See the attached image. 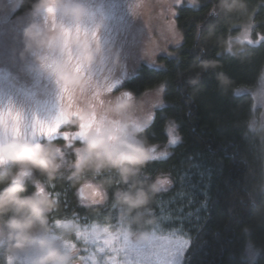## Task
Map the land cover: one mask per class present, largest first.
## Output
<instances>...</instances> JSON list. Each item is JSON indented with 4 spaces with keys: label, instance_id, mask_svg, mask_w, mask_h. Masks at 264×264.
Returning <instances> with one entry per match:
<instances>
[{
    "label": "trees",
    "instance_id": "trees-1",
    "mask_svg": "<svg viewBox=\"0 0 264 264\" xmlns=\"http://www.w3.org/2000/svg\"><path fill=\"white\" fill-rule=\"evenodd\" d=\"M105 1L82 0L87 7L82 19L60 17L55 25H61L59 33L65 32L67 37H62L61 33L55 37V42L50 39L49 53L41 48L42 53L34 56L36 60L23 66L22 72L32 80L27 90L32 99L58 117L62 126L69 125L68 129H76L84 118L73 110L74 100L68 99L80 84L77 80L68 81L62 69L71 67L77 73L84 69L83 73L90 74L92 69L98 68V63L95 57L91 67L65 62V58L71 61L67 33L72 30L87 33L85 47L76 45V51L79 47L82 50V59L86 58L91 40L95 45L94 31L99 29L104 36L113 28L120 33L119 22L126 15L121 8L122 0ZM57 2L70 6L73 0ZM34 4L35 0H19L15 16L35 13ZM174 12L182 42L172 48L170 55L158 57L157 65L141 62L127 75L126 70L120 68L123 56L117 54L110 59L105 53L102 55L113 64L109 68L102 67L104 71H111L103 81L108 84L112 96L125 92L140 99L149 91L163 90L162 103L153 112L157 117L155 122L151 124L150 120L132 132L142 129L143 138L162 148L168 144L164 127L171 122L179 140L170 146L168 157L152 160L133 179L139 180L145 188L157 176L168 178L171 183L161 184L157 191L150 193L145 206L127 213L116 194L128 189L132 181L123 182L119 173L111 168L99 173L86 169L74 177L76 166L72 162L76 154L73 144L68 145L65 148L70 158L61 165L54 179L49 180L35 170L37 180L44 183L57 200V207L47 214L49 224L72 218L90 221L120 209L127 213L131 229L142 232L158 217L162 204L170 211L182 210L184 215L192 213L199 217L198 221L192 220L186 225L191 233V248L185 264H264V140L252 125L256 116L254 98L250 92L240 91L254 87L262 76L264 40L258 45L232 41L244 27L251 26L253 18V34L264 35V0H227L226 3L188 0L176 5ZM36 19L44 24L45 30L44 16L36 14ZM61 43L62 46L67 43L64 52ZM106 45H109L108 38L102 42V46ZM55 47L57 53L52 55ZM61 53L68 55L64 57ZM74 54L81 58V53ZM61 90L66 91L64 95L61 93L63 98L52 93ZM63 115L65 120L61 118ZM61 142L64 140L40 143L56 145ZM9 173L3 176L0 188L6 186ZM86 185L104 192L105 205L79 200L77 190ZM31 192L33 186L27 184L25 194ZM81 203L87 206L82 207ZM10 215L7 213L5 217ZM250 247L256 251L253 261L247 254ZM0 264H4L1 257Z\"/></svg>",
    "mask_w": 264,
    "mask_h": 264
},
{
    "label": "rangeland",
    "instance_id": "rangeland-1",
    "mask_svg": "<svg viewBox=\"0 0 264 264\" xmlns=\"http://www.w3.org/2000/svg\"><path fill=\"white\" fill-rule=\"evenodd\" d=\"M113 2L114 0L111 1ZM183 2L188 0H122L121 8L126 15L120 19V33L117 34L113 28L108 31V34L105 32L104 36L101 30L94 31L95 45L93 40L90 41V45L89 41L87 42L89 46H87L86 58L83 59L82 50L79 47L76 51V45L85 47L84 40L87 33L75 30L67 33L70 36L68 54L71 61L65 58V62H70L72 66L73 63H77L82 67H91V60L95 57V63H98L96 65L98 68L92 69L90 74L83 73L84 69L83 72L78 71L80 78L75 80L80 85L76 87V91L74 89L72 93L70 92L68 99L74 100L73 110L80 112V116L83 115L84 119L79 121L76 129H68L69 125L62 126V121H59L58 117L32 99L33 97L27 91L28 84H31L32 80L29 79L28 74L22 72L26 62L36 60L35 54L42 53L41 48L35 45L29 46L27 29L37 24L45 34L51 37V42H55V37L61 33H63L62 37H67L64 36L65 32L59 33L62 26L55 25L60 17L66 16L51 18L44 16L47 22L44 30L42 28L44 24L37 21L36 13L15 16L19 0H0V116L3 117L0 122V138L6 140L11 137H7L6 133L16 124V118L19 115L18 135L38 142L42 139L62 138L64 142L55 145L59 148L58 155L65 160L70 158L65 147L73 144L76 158L72 163L76 166V162L82 155L80 137L85 134V131L94 130L98 135L112 139L131 135L132 129L146 125L149 121L145 122V117H151L154 109L162 103L163 90L159 88L149 91L140 99H135L130 93L125 92L119 96H112L108 90V84L103 81L110 76L107 72L111 71L108 69L104 71L102 67L109 68L113 64L102 55L105 53L110 59L115 58L117 54L123 56L120 68L126 70L127 75L141 62L157 65L158 57L170 55L172 48L179 46L182 42V36L174 21V9L176 5ZM105 4L109 5V3ZM249 27H244L239 34L232 37V41L247 44L240 37ZM250 33L253 43L248 45H258L264 40L263 34H253L252 29ZM258 35H260L259 38ZM106 38L109 39V45L102 46ZM59 45L64 52L67 43L64 46H62L63 43ZM48 47L46 49L49 53ZM53 49L51 54L55 55L58 48ZM75 52L81 53V58H78ZM61 55L67 56L63 53ZM240 91L250 92L254 98L256 116L252 125L260 131L264 140V116L261 115V110L264 109V70L254 87L242 88ZM52 93L61 97V93L64 95L66 91ZM128 96H131L134 102L118 107L116 98L123 99ZM78 98L81 99L77 101ZM76 101L78 103L75 104ZM61 118L65 120L66 116L63 115ZM173 134L178 136L176 130ZM170 146L173 145L158 147V151L169 153ZM92 190L101 194L96 187L86 186L84 195H87L90 200L100 198L101 195L92 196ZM183 212L182 210L170 211L168 206L161 204L158 217L145 229L150 233L145 238H140V232H134L131 229L127 213L120 209L90 221L80 218L55 221L51 223L48 234L66 245L71 253V264H185L187 251L180 253L179 256L176 255V251L180 246L181 238L191 241V233L186 225L192 220L198 221L199 217L196 218V215L192 213L184 215ZM247 252L248 258L253 261L256 251L250 247ZM3 258L6 264L5 257Z\"/></svg>",
    "mask_w": 264,
    "mask_h": 264
},
{
    "label": "clouds",
    "instance_id": "clouds-1",
    "mask_svg": "<svg viewBox=\"0 0 264 264\" xmlns=\"http://www.w3.org/2000/svg\"><path fill=\"white\" fill-rule=\"evenodd\" d=\"M226 2L221 0V3ZM34 11L50 18L64 15L82 19L87 14V7L82 0H73L70 6L67 3L61 6L57 0H35ZM27 36L30 47L47 48L51 39L37 24L27 29ZM62 74L68 81L80 78L79 73L67 66L62 69ZM116 99L118 107L134 102L131 96ZM2 120L0 116V122ZM150 120V116L145 117V122ZM141 131L112 139L102 137L94 130L85 131L80 137L82 155L72 173L78 177L86 169L99 173L104 168H111L119 173L123 182L132 181L128 189L116 194L127 213L145 206L150 193L158 190L162 180V176H157L145 188L139 180L133 179L155 155V145L143 138ZM58 153L59 148L54 144L40 143L20 135L0 142V183H3V169L8 163L18 166L16 172L8 174L6 186L0 188V246H4L6 264H71V253L66 245L48 234L51 229L47 214L57 207V200L39 182H34L33 192L25 194L26 180L33 170H38L49 180L56 177L61 168ZM7 213L11 215L3 220ZM149 234L144 230L139 237L145 238Z\"/></svg>",
    "mask_w": 264,
    "mask_h": 264
},
{
    "label": "snow or ice",
    "instance_id": "snow-or-ice-1",
    "mask_svg": "<svg viewBox=\"0 0 264 264\" xmlns=\"http://www.w3.org/2000/svg\"><path fill=\"white\" fill-rule=\"evenodd\" d=\"M254 24H255V22H254V18H253L251 26L246 30L245 34L242 37H240V39H242L247 44L253 43V39L251 38L250 30L253 29ZM259 36L260 35H258V38H259ZM261 115L264 116V109L261 110ZM156 119H157L156 114L153 113V115L151 116V124L154 123ZM19 122H20L19 115H17L16 124L13 125L7 131V133H6L7 137L19 134V131H18L19 126H20ZM151 124H150L149 128L151 127ZM164 131L167 134L166 142L168 144L175 145L179 140V137L173 134L175 131V126L171 122H169L168 124L165 125ZM3 140H4L3 138H0V142H3ZM158 147H159L158 145H155V148H154L155 155H154L153 161L160 160L161 158H166L169 155V153L167 151H158ZM161 183L170 184L171 181L168 178L162 177ZM85 188H86V186H81L80 189L77 190V195H78V198L80 201H84L86 199V197L84 195ZM99 195H100V193L98 191L92 190V196H99ZM81 206L86 207L87 205L81 203ZM190 248H191V241L181 238L180 239V246L177 248L176 255L179 256L180 253L188 251Z\"/></svg>",
    "mask_w": 264,
    "mask_h": 264
},
{
    "label": "flooded vegetation",
    "instance_id": "flooded-vegetation-1",
    "mask_svg": "<svg viewBox=\"0 0 264 264\" xmlns=\"http://www.w3.org/2000/svg\"><path fill=\"white\" fill-rule=\"evenodd\" d=\"M59 139H62V138H57V139H53V140H51V141H57V140H59ZM45 140H47V139H42L41 141H39V142H42V141H45ZM62 150V149H61ZM60 150V151H61ZM58 160H59V162H60V164L61 165H63V164H65L66 162H67V160H65V159H62V157L61 156H59L58 155ZM18 170V166L15 164V163H8L6 166H5V168L3 169V172H4V175L5 174H7V172H11V173H14V172H16ZM3 175V176H4ZM37 176H36V172H35V170H33V172L28 176V179L26 180V185L27 184H30V185H32L33 186V191L35 190V185H34V182H39L41 185H43V187H44V189L46 190V191H48L47 190V188H46V186H45V184L44 183H42V182H40V181H38L37 180V178H36ZM86 186H93V185H86ZM93 187H95V186H93ZM101 196H100V198H96L95 200H90V199H88V197H87V195H85V197H86V199L84 200V202L85 203H90V204H97V206H99V204L101 205H105V203L107 202L106 201V195L104 194V192H101V194H100ZM8 219V217H3V220H7ZM48 221H49V219H48ZM56 221H58V220H56ZM50 223V222H49ZM49 225H51V224H49ZM5 255V252H4V246H0V257L2 258V260H3V262H4V264H5V261H4V258L3 257H5L4 256Z\"/></svg>",
    "mask_w": 264,
    "mask_h": 264
}]
</instances>
